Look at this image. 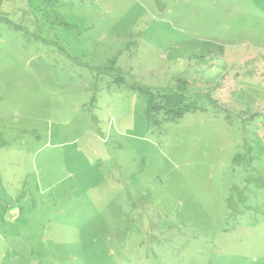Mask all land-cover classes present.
Instances as JSON below:
<instances>
[{"label":"rangeland","instance_id":"1","mask_svg":"<svg viewBox=\"0 0 264 264\" xmlns=\"http://www.w3.org/2000/svg\"><path fill=\"white\" fill-rule=\"evenodd\" d=\"M0 264H264V10L0 0Z\"/></svg>","mask_w":264,"mask_h":264},{"label":"trees","instance_id":"2","mask_svg":"<svg viewBox=\"0 0 264 264\" xmlns=\"http://www.w3.org/2000/svg\"><path fill=\"white\" fill-rule=\"evenodd\" d=\"M261 9L264 10V0H253ZM143 90V89H142ZM148 97V110H158L163 112L167 118L173 115V118H180L186 112L197 111L198 105L195 101L182 94H163L155 95L149 90H145ZM157 96V99H156ZM158 101L159 105L156 103Z\"/></svg>","mask_w":264,"mask_h":264}]
</instances>
